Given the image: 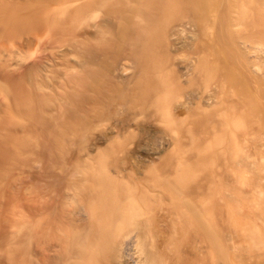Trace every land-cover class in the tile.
<instances>
[{
	"label": "bare ground",
	"instance_id": "bare-ground-1",
	"mask_svg": "<svg viewBox=\"0 0 264 264\" xmlns=\"http://www.w3.org/2000/svg\"><path fill=\"white\" fill-rule=\"evenodd\" d=\"M6 28L53 51L8 88L0 184L37 201L0 264H264V0H0Z\"/></svg>",
	"mask_w": 264,
	"mask_h": 264
},
{
	"label": "rangeland",
	"instance_id": "rangeland-1",
	"mask_svg": "<svg viewBox=\"0 0 264 264\" xmlns=\"http://www.w3.org/2000/svg\"><path fill=\"white\" fill-rule=\"evenodd\" d=\"M25 10H20L18 11V13L16 14V19H20L22 17H24V19H27L28 18V13L26 12ZM4 14V13H3ZM7 14V13H6ZM27 17V18H26ZM27 30V29H26ZM25 30V31H26ZM7 31V32H5ZM5 33L3 36H0V155L2 156L0 158V168L2 167V164L4 163V157H5V152L4 151V148L6 149H10L11 147L9 145H13L15 143V140L18 142V140L21 138L22 136V132L16 130V133L15 131L11 128L12 127V124L14 121L13 118H14V114H13V110L15 109V107L12 106V102L11 100L12 99H17V97H20L21 93L23 90H19L20 88H22V86H24L25 88V76L26 74L28 73L27 71L29 70H33L35 68L34 65H36L40 60V56L41 55H44V54H49L51 53L53 50L51 48H47L48 46H44V45H39V44H24L22 43V38H26V37H29V38H37V34H34L33 33H28L26 34V32H24L23 34H26V35H23L22 34V37L20 36L19 37H15L14 34L12 33H9V28H6L5 29ZM30 31V30H28ZM5 34H11V36H14L13 39H15V41H12V39H10L9 41V36H5ZM7 38H5V37ZM25 36V37H23ZM4 39H1L3 38ZM10 45H8V43ZM19 44H23V45H19ZM25 45V46H24ZM32 45V46H31ZM34 63V65L32 64ZM32 66V67H31ZM2 70V71H1ZM35 70V69H34ZM4 79V80H3ZM7 79V80H6ZM5 82V83H4ZM12 82V83H10ZM14 82V83H13ZM9 83V84H8ZM19 85H18V84ZM24 84V85H22ZM2 85V86H1ZM10 85V86H9ZM14 85L16 86V90H14ZM21 85V87L18 89V87ZM13 86V87H11ZM6 87V88H5ZM11 90V96L9 95V89ZM14 88V89H13ZM23 88V89H24ZM26 89V88H25ZM1 91H5V92H1ZM13 91L15 92H19L16 96L15 92V96L13 94ZM21 92V93H20ZM1 93H6L5 94V100H4V95L1 94ZM10 96V99H9V96ZM13 95V96H12ZM11 97H15V98H11ZM9 100V101H8ZM13 101V100H12ZM10 102V103H9ZM8 105H11V106H8ZM4 104L6 106H4ZM2 105V106H1ZM8 106V107H7ZM6 110V111H5ZM4 111V113H2ZM8 111V112H7ZM8 119V120H7ZM5 120V121H4ZM10 122V123H9ZM3 125V126H2ZM5 127V128H4ZM7 130V131H6ZM7 132V133H6ZM9 132V133H8ZM2 133V134H1ZM15 133V134H14ZM6 134V135H4ZM8 134V135H7ZM13 134V135H12ZM20 134V135H19ZM17 135V136H16ZM15 136V137H13ZM19 136V137H18ZM10 139H9V138ZM12 138V139H11ZM18 138V139H17ZM7 139V140H6ZM14 139V140H13ZM12 141V142H11ZM14 141V142H13ZM5 142V143H4ZM16 142V143H17ZM9 143V144H8ZM13 143V144H12ZM15 143V144H16ZM9 146V147H8ZM11 150V149H10ZM30 157H36L37 156H33V154H29ZM3 160V161H2ZM37 168V166H36ZM11 176L9 175V177H7V181L9 182V180H11ZM28 181H25L24 183H22V187L20 188H16L18 189L17 191H14V188H11V187H8V185L4 184L1 186L0 184V195H6L8 199H5V201H1L0 200V229L4 227V232L5 231H9V232H12L13 230H15L17 227H19L20 225V220L24 217H29L31 215L34 214V210H33V205L35 204L36 205V201H37V196L31 192H27L25 193L27 190H29L30 186L27 185L29 184V182L27 183ZM28 186V187H26ZM9 188V189H8ZM4 189V190H3ZM15 189V190H16ZM7 190V191H6ZM23 191V193H22ZM10 192V193H9ZM12 192V193H11ZM14 192H17V193H14ZM7 193V194H6ZM11 194V195H10ZM27 194V195H26ZM34 197H33V195ZM20 195V196H19ZM22 195V196H21ZM32 195V196H31ZM25 196V197H23ZM22 198V201H21V204L19 203L20 202V199L19 198ZM25 198V199H24ZM35 198V199H34ZM17 200V201H16ZM27 200L26 203H34L31 204V207L30 206H27V204H25V201ZM10 201V202H9ZM19 201V202H18ZM19 203V204H17ZM24 203V204H23ZM14 204V205H13ZM19 205V206H18ZM34 205V206H35ZM13 206V207H12ZM18 210V211H17ZM16 211V212H15ZM31 211V212H30ZM19 212V214H18ZM6 213V214H5ZM5 214V215H4ZM15 214V215H14ZM18 214V215H17ZM5 216V221H1V218ZM14 216V217H13ZM16 216V217H15ZM20 216V217H19ZM19 217V219H18ZM16 218V219H14ZM10 223V224H9ZM17 223V224H15ZM13 224V225H12ZM16 225V227H15ZM9 226V227H8ZM11 226V227H10ZM10 228V229H9ZM9 229V230H8ZM10 235V233H9ZM17 245V244H16ZM129 245V244H128ZM127 245V248L131 247V245H129L128 247ZM16 247H19V245H17ZM2 250H7V245H4L3 247H1V250H0V253L2 252ZM128 251V250H127ZM126 251V252H127ZM131 252V251H130ZM129 252V253H130ZM3 253V252H2ZM128 253V252H127ZM19 257L18 255H16V258ZM21 256L18 258L20 260ZM22 259V258H21ZM132 259L134 260V258L132 257ZM130 261H132L134 263L133 260H131V258H129ZM129 261V262H130ZM5 264H10V263H5ZM15 264V263H13Z\"/></svg>",
	"mask_w": 264,
	"mask_h": 264
}]
</instances>
